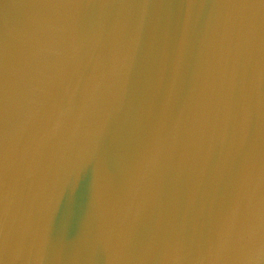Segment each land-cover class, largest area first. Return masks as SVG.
<instances>
[{
  "label": "water",
  "instance_id": "water-1",
  "mask_svg": "<svg viewBox=\"0 0 264 264\" xmlns=\"http://www.w3.org/2000/svg\"><path fill=\"white\" fill-rule=\"evenodd\" d=\"M0 264H264V0H0Z\"/></svg>",
  "mask_w": 264,
  "mask_h": 264
}]
</instances>
